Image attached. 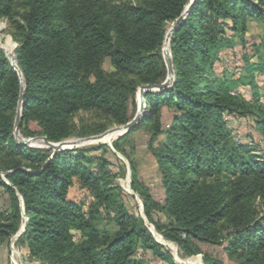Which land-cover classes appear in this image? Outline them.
<instances>
[{"label":"trees","instance_id":"trees-1","mask_svg":"<svg viewBox=\"0 0 264 264\" xmlns=\"http://www.w3.org/2000/svg\"><path fill=\"white\" fill-rule=\"evenodd\" d=\"M135 1L26 0L10 32L21 79L0 52V188L11 208L9 214L0 211V243L19 232L22 201L27 222L17 243L33 263L151 264L138 258L143 251L160 264H175L143 219L118 203L120 188L109 187L111 163L88 156L104 146L52 156L13 136L21 81L22 138L63 142L72 136L73 115L80 111H97L118 126L131 121L129 102L137 89L166 79L160 54L165 26L191 0ZM13 4L0 0V18H11ZM252 21L263 25L264 52V0H196L170 38L172 85L145 93L142 120L129 132L147 127L164 193L160 204L153 201L132 172L131 188L145 219L187 256L200 253L194 241L225 243L229 256L264 264V153L233 135L224 119L251 117L264 140V105L233 93V78L214 75L219 53L243 45ZM105 58L117 78L102 69ZM245 72L255 89L254 74L264 75V61L246 64ZM164 109L173 113L166 128ZM113 147L120 152L117 143ZM75 183L93 204L69 199ZM256 198L263 202L258 216L246 207ZM101 211L109 214L114 232L96 226ZM203 257V264H222Z\"/></svg>","mask_w":264,"mask_h":264},{"label":"rangeland","instance_id":"rangeland-1","mask_svg":"<svg viewBox=\"0 0 264 264\" xmlns=\"http://www.w3.org/2000/svg\"><path fill=\"white\" fill-rule=\"evenodd\" d=\"M123 1L132 5L136 4L135 0ZM25 2L26 0H14L11 18H0V47L4 46L6 48L9 43V46H13L14 48L15 43L10 36L11 27L13 22L20 20L21 14L25 10ZM173 23L174 21L166 24L164 39ZM262 34L263 25L261 23L255 21L249 22L244 44L241 45L240 43H237L233 48L222 50L219 53L220 59L215 67L214 75L215 78H221L222 74L233 78L235 82L233 93L239 95L246 102H253L254 99H257L262 105H264V75L257 73L254 74V83L256 88L252 89V87L248 85V77L245 72L246 64L256 65L264 61V52L261 48H259ZM164 39L160 54L163 62L165 63L163 55ZM102 69L107 75L114 79L117 78L116 71L108 58L103 60ZM141 100L142 97L138 88L134 99H130L129 102V114L131 116V120L135 117L141 106H144V102H141ZM172 117L173 113L171 111L165 109L162 111L161 124L163 128H166L170 124ZM224 119L229 125V128L233 131V135L240 139H245L246 142H251L254 146L260 148L264 153V140L254 129L251 117L237 119L224 115ZM73 123V134L65 141H75L97 136L108 130L119 127L97 111L77 112L73 115ZM31 128L35 130L34 125H31ZM33 138L40 137L35 136ZM33 138L24 139L27 140ZM160 140H162V137H160ZM148 141L149 132L147 127L140 126L133 133L117 136L114 140H112L111 144L104 142L88 143L82 145L78 149L89 150L98 146H104L101 149L88 153V156L91 158H100L103 156L105 160L111 163L109 170L112 174V180H110L111 182L109 187L120 188L121 192L116 191L115 193L117 194L118 203L126 207L132 214H138L139 217L143 219L148 229L153 233L154 237L156 239L159 237L160 239L157 240L164 243V247L172 255L175 264H181L182 262H188L190 264H203V256H205L209 262H219L222 264H245L243 259L236 256L231 257L226 253L225 243L211 245L194 241L193 244L198 248L200 253L187 256L180 251L174 243L164 240L161 235L154 230L153 226L147 223L143 213L141 199L131 188L132 172L135 174L137 184L148 189L153 201L160 204L164 196L161 186L160 173L153 155L149 150ZM114 143L118 144L120 152L114 149ZM34 146L35 149L48 150L41 141L36 142ZM3 175L4 174H0L4 180ZM68 197L75 202L83 203L86 207L90 206L94 202L90 193L81 189L76 183L70 188ZM246 207L252 211L254 216H258L263 211V202L260 198H256L250 201ZM0 211L4 214L11 213L9 197L2 188H0ZM24 223L25 219L22 220L20 230ZM96 226L100 230L108 231L110 233L115 230L113 224L110 222L109 214H106L104 211H101L100 218L96 221ZM16 235L12 236L7 242L0 243V264H13V258L20 262V264H36L28 259L25 248L17 243L18 238L15 239ZM78 240L79 237L76 236L75 241L77 242ZM138 258L147 263L160 264L158 261H155L149 253H145L143 251H139Z\"/></svg>","mask_w":264,"mask_h":264},{"label":"water","instance_id":"water-1","mask_svg":"<svg viewBox=\"0 0 264 264\" xmlns=\"http://www.w3.org/2000/svg\"><path fill=\"white\" fill-rule=\"evenodd\" d=\"M195 1L196 0L190 1L189 5L187 7V10L192 7V5ZM187 10L173 23V28H172L170 34L168 36H165V39H164L163 55H164V61H165V66H166V70H167L166 79L161 84L146 85V86L140 87L139 93L142 97L141 102H143V97H144L145 93H147V92H158L161 90H165L172 85V82L174 81V71H173V66H172V61H171V56H170V38H171V35H172L174 29L178 25V23L186 15ZM16 47L17 46L15 44L14 48H13V52L11 54H9L6 51V48L4 46H1L0 52L5 54V56L9 59L11 66L18 73V75L21 79V75H20L18 67L16 65V58H15ZM23 92H24V87H23V84L21 81L20 94L18 97L17 107H16V111H15V116H14L13 136L17 142H19L22 145H26L30 148H34L35 147L34 144L38 141H41L44 144V146L46 147V149L52 151V156L54 154H56L57 152H60V151L78 149L84 144L101 142L104 138L111 137L113 135L118 134L119 136H123V135L129 133L130 130L132 128H134L140 122V120L142 119V116H143L144 106H141L140 110L136 113L135 117L130 122H128L127 124H125L123 126H119L117 128H113L111 130H108V131H106L100 135L92 136V137H88V138H84V139H80V140L63 141V142H59V143L48 142L45 137L33 138V139H27L26 140V139L22 138L19 134ZM21 209H22V215L21 216L23 219H25V223L23 224L21 230L17 233L15 239L19 238L23 234V232L25 230L26 222H27L26 216H25V214L23 212V208H22V201H21ZM151 234L153 235L152 232H151ZM153 237H154V235H153ZM154 239L156 240L157 243L165 246L163 243L158 241L155 237H154ZM181 264H190V263H188V262L183 263L182 262Z\"/></svg>","mask_w":264,"mask_h":264},{"label":"bare ground","instance_id":"bare-ground-1","mask_svg":"<svg viewBox=\"0 0 264 264\" xmlns=\"http://www.w3.org/2000/svg\"><path fill=\"white\" fill-rule=\"evenodd\" d=\"M172 28H173V25H172V27L170 28V30L168 31L167 36L170 34ZM12 48H13V46L10 47V46H9V43H8V44H7V47H6V51H7L9 54H11V53H12ZM117 136H119V135L117 134V135H113V136H111V137H106V138H104L101 142H104V143H107V144H111L112 140H114ZM157 239L159 240L160 238L157 237ZM163 244H164V243H163ZM14 254H16V253H14ZM17 257H18V256H17ZM193 261H194V260H193ZM13 264H20V262L16 261V260L13 258ZM196 264H197V263H196ZM199 264H200V263H199Z\"/></svg>","mask_w":264,"mask_h":264}]
</instances>
